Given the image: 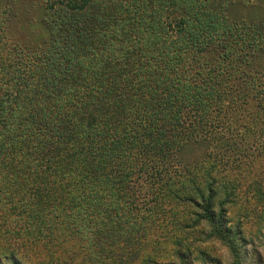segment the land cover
Instances as JSON below:
<instances>
[{
	"label": "trees",
	"instance_id": "trees-1",
	"mask_svg": "<svg viewBox=\"0 0 264 264\" xmlns=\"http://www.w3.org/2000/svg\"><path fill=\"white\" fill-rule=\"evenodd\" d=\"M14 1L0 0V263L202 264L204 245L238 263V185L209 161L264 156V21L230 18L254 1L43 0L37 47L7 40ZM193 144L206 158L185 163Z\"/></svg>",
	"mask_w": 264,
	"mask_h": 264
},
{
	"label": "rangeland",
	"instance_id": "rangeland-1",
	"mask_svg": "<svg viewBox=\"0 0 264 264\" xmlns=\"http://www.w3.org/2000/svg\"><path fill=\"white\" fill-rule=\"evenodd\" d=\"M250 5L236 3L230 9V18L234 21L257 22L264 21V0H253ZM43 0H15L13 14L10 26H8L9 34L7 40L11 45L21 43L24 46L37 47L44 39H46V31L42 24L43 16ZM3 41H6L3 40ZM1 45V44H0ZM0 46V51H1ZM252 141V137L246 136L245 149ZM229 146V145H228ZM248 147V148H247ZM208 147L200 145H189L181 153V158L185 163L201 162L202 158H206ZM212 153V152H210ZM230 159L225 163H218L216 158L212 156L209 163H215L217 166V175L223 178L224 182L238 185L237 204L229 209V216L232 222L231 228L241 226L242 232L237 237V249L239 254V262L235 263V258L227 249L221 245L205 246L202 248L207 251L211 258H207L202 264H264V224L258 218H255L251 210L257 207L259 211L263 207L255 200L248 201L252 197L254 189L258 191L260 182L264 183V156L258 157L253 162L242 163L236 154H229ZM228 163V164H227ZM211 165V164H210ZM243 165L245 167H243ZM209 166V165H208ZM251 185V187H249ZM247 204L246 206H244ZM245 209H250L245 213ZM248 213L250 214L248 216ZM246 215V216H245ZM261 255V257L259 256ZM1 264V263H0ZM2 264H11L8 261Z\"/></svg>",
	"mask_w": 264,
	"mask_h": 264
}]
</instances>
